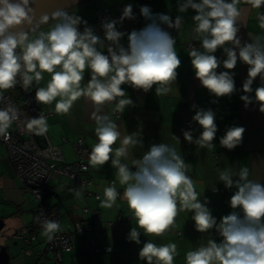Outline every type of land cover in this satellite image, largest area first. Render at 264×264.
Instances as JSON below:
<instances>
[{
  "label": "clouds",
  "instance_id": "1",
  "mask_svg": "<svg viewBox=\"0 0 264 264\" xmlns=\"http://www.w3.org/2000/svg\"><path fill=\"white\" fill-rule=\"evenodd\" d=\"M241 0H183L178 11L185 13L192 9L195 27L192 32L200 39V47H193L189 53L196 78L203 88L217 98L230 96L235 92V81L230 70L236 68L238 60L248 65V77L243 83L241 96L247 107L253 102L264 113V44L259 39L251 43H241L237 26ZM253 9L264 5V0H247ZM142 16L150 21L139 32L129 34V44H120L124 33L117 30V21L103 24L104 40L92 28L79 26L86 21L78 15L62 8L42 21H55L50 30L25 25L32 24L33 9L30 0H0V99L2 93L20 84L25 91L35 82L39 85L44 73L50 75L46 87H36L35 99L38 104L55 103V112L68 113L74 102L81 97L89 99L95 106L93 113L97 143L92 147L89 164L103 166L111 161L116 169V179L124 187L119 193L115 181L103 190L101 208H111L118 196L127 202L136 221L128 239L140 244L141 231L145 236H160L173 225L178 212H192L191 219L200 233L214 230L222 239L217 243L208 239L195 250L186 254V264H264V183L249 179V169L241 167L237 178L230 169L219 173V181L227 189H236L230 199V214L220 222L207 206L209 201L199 199L193 179L187 174L188 168L175 145L153 144L142 158H135L131 165L122 162L127 159L130 146H142L139 133L125 135L121 139L118 125L108 115L99 114L107 102L116 101V111L123 112L132 104L126 97L122 85L148 92L155 85L157 96L174 91L172 84L177 78L181 60L176 52V40L165 31L161 24L176 28L182 23V16L175 22L163 13L153 14L148 6L140 8ZM133 8L128 5L123 10L120 22L134 19ZM259 27L264 30V14L258 15ZM109 42L107 55L101 49ZM230 45V46H228ZM222 48L226 59L218 60L215 53ZM238 50V52H237ZM228 71L218 72L221 66ZM91 73L90 80L82 85L85 71ZM261 86L252 93L256 78ZM120 97L121 99L117 100ZM57 98H59L57 100ZM195 107V106H193ZM18 118L17 109L11 105L0 108V137L10 138L9 128ZM215 113L199 109L193 116L194 122L203 129L197 139L191 131L183 136L189 143L199 148H214L217 133ZM27 129L36 135L48 131L47 117L40 114L27 122ZM246 129L233 126L220 139V145L232 150L242 143ZM176 141L178 138L173 137ZM120 141V147L113 145ZM179 142V141H178ZM133 169H135L133 171ZM212 190L216 191L215 186ZM76 195H80L79 192ZM39 219V217H38ZM42 234L52 239V234L60 229L59 222L50 219L40 221ZM139 229V230H138ZM177 255L175 243L157 245L145 243L139 252L141 260L147 264H173Z\"/></svg>",
  "mask_w": 264,
  "mask_h": 264
},
{
  "label": "crops",
  "instance_id": "2",
  "mask_svg": "<svg viewBox=\"0 0 264 264\" xmlns=\"http://www.w3.org/2000/svg\"><path fill=\"white\" fill-rule=\"evenodd\" d=\"M139 0H92L82 4L78 9H74L76 15L87 23L94 20L98 12L110 10L113 13L111 20H116L117 30L124 33L120 44L125 47L128 36L134 30L139 32L144 30L150 21L146 20L141 12H137L135 6ZM183 0H151L144 6L150 7L152 13H163L172 18L173 23L177 16H182L183 20L176 28H169L161 24L165 31L169 32L176 40V52L181 60V66L177 69V78L173 82L174 91L164 96H157L154 85L151 90L145 92L142 89H135L129 85H122L126 92V97L132 101L123 112L116 111V101L107 102L102 106L99 114L108 115L118 125L121 139L125 135L139 133L142 139V146H130L127 159L121 158L122 162L131 165L135 158H142L143 154L149 150L151 145L168 143L175 145L185 163L189 165L187 174L193 179L196 191L199 193L201 202L206 198L208 207L212 215L219 223L221 218L230 214L233 210L230 207V199L236 189H227L219 181V173L224 169H230L234 178L241 167H248L249 179L264 183V113L259 111V105L255 102L245 106L241 96L243 83L248 77V65L238 60L235 69L230 70L235 81V92L230 96L217 98L207 89L203 88L196 78L192 67L188 49L189 43H194L200 47V39L195 36L192 29L195 27L193 17L196 15L192 9L185 13L178 11V5ZM124 3L133 8L134 19H124L120 22L123 11L120 6ZM241 9V16L238 18L237 26L240 31L238 38L241 43H251L259 39L264 44V30L259 27L258 15L264 14V5L259 9H253L247 0H241L238 5ZM138 17L141 22L135 24ZM55 21H52L37 29L48 31ZM84 24V23H82ZM104 40V32L99 36ZM109 42L105 40V47L101 49L104 54L107 52ZM230 46V45H228ZM238 52V50H237ZM218 60L223 61L226 55L222 48L215 53ZM218 72L228 71L222 64L217 69ZM44 79L39 85L33 83L35 87H46L50 80V75L44 73ZM91 73L85 71V79L82 85L90 80ZM261 86L259 77L254 81L250 94V99L255 100V89ZM11 96H18L16 88L8 89ZM59 98H57L58 100ZM121 99L120 97L117 100ZM55 103L50 105L41 104L47 113L48 131L44 134V145L50 144L59 146L63 152L66 162L76 161L73 143L78 139H83L86 148L92 151V147L97 143L95 129L97 127L93 113L96 106L87 98L81 97L74 102L68 113L55 112ZM197 104V107H193ZM199 109H211L215 113V123L217 125L216 137L213 141L214 148H199L195 143H189L183 136L184 131H191L193 139H197L203 129L194 122L193 116ZM119 116H118V115ZM191 122L193 127H188L187 122ZM239 126L246 129L242 143L236 148L229 150L220 145V139L224 136L223 130L230 127ZM15 125L9 130H14ZM32 132V131H31ZM34 134V132H33ZM26 139L32 138L29 134ZM23 135V138H24ZM173 137L178 138L176 141ZM66 138V141H63ZM25 139V138H24ZM120 147L118 140L113 148ZM89 156L87 161L89 162ZM135 169H133L134 171ZM116 169L111 166V161L103 166H91L89 175L92 178V191L102 195L105 187L115 181V186L119 193H123L121 186L115 176ZM215 186L216 191L212 190ZM79 192L80 195H76ZM47 202L57 207L63 229H73L79 222L90 221L93 213L83 212L86 207H91L100 218V244L109 246L112 252H95L88 245V236L76 235L73 251L64 256L66 263L63 264H147L146 260H141L139 252L143 245L149 241L157 244L175 243L177 245V255L173 264H186V254L195 250L208 239L221 242V237L212 230L210 233H200L196 230L195 222L191 219L192 212H178L171 230L164 232L160 236H145L141 231L140 244L128 239L130 231L136 227V221L129 210L127 202L120 197L111 208H101V200L86 198L76 188L75 183L67 177L53 175L46 195ZM36 203L31 192L17 178L14 166L10 160L7 147L0 144V220L3 221V228L0 231V245L8 248L11 255L9 261L13 264H54L51 254L43 252L46 246L47 237L38 233L37 240L27 248L23 239L17 234L31 227L35 217ZM121 217L129 218L128 225L118 227L117 221ZM139 230V229H138ZM95 236V235H92ZM26 249L27 252L24 250ZM29 250V251H28ZM20 253L22 255H20Z\"/></svg>",
  "mask_w": 264,
  "mask_h": 264
},
{
  "label": "built area",
  "instance_id": "3",
  "mask_svg": "<svg viewBox=\"0 0 264 264\" xmlns=\"http://www.w3.org/2000/svg\"><path fill=\"white\" fill-rule=\"evenodd\" d=\"M150 1L140 0L135 7L136 11L139 13L140 8ZM126 6V4H123L120 10L123 11ZM68 12L75 14L74 10ZM111 17L112 14L109 10L98 12L93 22L86 23V25L81 24L79 29L83 32L87 26L92 28L97 36H101L104 32L103 24L110 21ZM141 21V17H138L135 24H139ZM128 44L129 41L126 42L125 48L128 47ZM193 47L199 48L196 44L189 43L188 49L190 51ZM105 55H107V52ZM15 88L18 91V96L14 97L10 94H2L3 99H0V108L11 105L17 109L18 115L17 120L13 122L16 126L15 129L8 130L10 138L5 140L3 137H0V144L7 147L17 178L31 192L33 200L36 203L35 217L31 227L21 231L17 235L23 239L26 247L30 249L31 245L37 240L38 233L42 231L40 221L50 219L59 222L60 229L52 234V239L47 237L46 246L42 251L52 255L54 264H63L64 256L73 251L77 234L88 236L87 242L93 248V251L97 253H111V247L100 244V218L96 211L91 207L84 208L83 212L88 213L91 211L93 218L90 221L75 224L72 230L63 229L61 215L57 207L50 205L46 200L47 189L53 175L64 176L72 180L76 188L86 198H94L95 200H98L97 196L102 198V195L95 193L90 188L93 181L89 175L90 164L87 161V157L91 151L86 148L83 139L76 140L73 143L76 161L69 163L66 162L59 146L47 144V146L41 148L32 138L24 139V134L27 133L31 137L33 134V132L27 129V122L31 118L39 117L40 114L47 116V113L42 109L41 104L36 102V87L34 84L27 91L20 84H17ZM193 106L197 107V104ZM186 125L193 127L190 121ZM226 131L223 130L224 135ZM63 141H66V138H63ZM128 221L129 218L121 217L117 221V226H127ZM170 230L171 226L165 232ZM24 251L27 252L26 249Z\"/></svg>",
  "mask_w": 264,
  "mask_h": 264
},
{
  "label": "water",
  "instance_id": "4",
  "mask_svg": "<svg viewBox=\"0 0 264 264\" xmlns=\"http://www.w3.org/2000/svg\"><path fill=\"white\" fill-rule=\"evenodd\" d=\"M92 0H30V6L33 9V21L30 25H25V30H28L31 27L40 28L53 20L49 19L47 23L42 21V17L48 16L51 17V14L56 11L57 9L62 8L65 11L74 10L76 7L90 2ZM32 139L35 143L43 148L44 145L42 142L45 141V135H36L35 133L32 134ZM3 228V221L0 220V231ZM11 259V255L8 251V248L4 245H0V264H9Z\"/></svg>",
  "mask_w": 264,
  "mask_h": 264
},
{
  "label": "rangeland",
  "instance_id": "5",
  "mask_svg": "<svg viewBox=\"0 0 264 264\" xmlns=\"http://www.w3.org/2000/svg\"><path fill=\"white\" fill-rule=\"evenodd\" d=\"M79 7V6H78ZM78 7H76L75 9H78ZM2 94H10L8 91H4ZM11 95V94H10ZM24 138L26 139L27 138V136L26 135H24ZM20 255H22L21 253H20ZM64 261V263H66V258H65V260H63ZM10 264H13V263H10Z\"/></svg>",
  "mask_w": 264,
  "mask_h": 264
},
{
  "label": "trees",
  "instance_id": "6",
  "mask_svg": "<svg viewBox=\"0 0 264 264\" xmlns=\"http://www.w3.org/2000/svg\"><path fill=\"white\" fill-rule=\"evenodd\" d=\"M139 1H140V0H139ZM139 1H138V2H139ZM138 2H137V3H138ZM148 3H149V2H148ZM148 3H147V4H148ZM124 4L127 5V3H124ZM122 5H123V4H122ZM122 5H121V6H122ZM136 5H137V4H136ZM121 6H120V7H121ZM127 6H128V5H127ZM135 7H136V6H135ZM104 11H105V10H104ZM120 11H121V10H120ZM101 12H103V11H101ZM109 12L112 14V17H113V13H112L110 10H109ZM74 13H75V12H74ZM112 17H111V19H112ZM111 19H110V21H111ZM94 20H95V18H94ZM94 20H92L91 22H93ZM91 22H89V23H91Z\"/></svg>",
  "mask_w": 264,
  "mask_h": 264
}]
</instances>
